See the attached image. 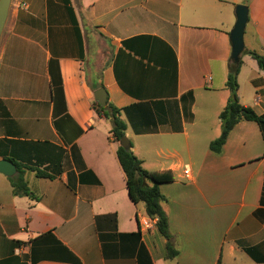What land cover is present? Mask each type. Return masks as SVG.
<instances>
[{
  "label": "crops",
  "instance_id": "crops-1",
  "mask_svg": "<svg viewBox=\"0 0 264 264\" xmlns=\"http://www.w3.org/2000/svg\"><path fill=\"white\" fill-rule=\"evenodd\" d=\"M239 5L238 97L264 116V72L245 54L264 56V0L12 1L0 160L54 178L22 169L31 198L0 173V264H264V125L241 121L210 150ZM101 88L143 168L171 178L160 185L170 241L129 196L112 122L95 110Z\"/></svg>",
  "mask_w": 264,
  "mask_h": 264
},
{
  "label": "trees",
  "instance_id": "trees-1",
  "mask_svg": "<svg viewBox=\"0 0 264 264\" xmlns=\"http://www.w3.org/2000/svg\"><path fill=\"white\" fill-rule=\"evenodd\" d=\"M245 54L255 59L259 68L264 72V56L255 52H245ZM241 65V61L239 63L232 62L229 67L226 87L231 95L227 106L219 117L221 121V135L210 144V150L218 155L222 153L223 146L230 132L241 121H251L261 126L264 125V116L257 115L252 108L243 106L239 101L238 75ZM94 106L100 117H105L112 122V137L116 142H119L125 136L127 129L125 122L121 118V111L113 105H110V111L105 110L96 102ZM117 156L126 176L127 188L131 200L134 204L143 203L145 205L147 216L152 220H156L158 231L163 237L170 241L171 234L169 232V222L162 206L165 197L161 193L160 185L165 181H170L171 178L162 177L145 170L142 161L135 156L131 148L126 149L119 147ZM17 167L19 174L9 178L15 196H29L35 198L24 180V171L22 169L35 172L38 178H54V176L33 167L23 166L18 163ZM167 249L169 257L178 255V252L173 249L170 243L167 245Z\"/></svg>",
  "mask_w": 264,
  "mask_h": 264
},
{
  "label": "water",
  "instance_id": "water-1",
  "mask_svg": "<svg viewBox=\"0 0 264 264\" xmlns=\"http://www.w3.org/2000/svg\"><path fill=\"white\" fill-rule=\"evenodd\" d=\"M13 0H0V38L2 36L10 7ZM249 21V10L247 6L239 5L236 8V24L230 33L231 42V61L239 63L245 51L244 34L247 23ZM95 101L105 110L110 111V107L107 103L108 93L105 89L101 88L94 94ZM119 146L130 149L131 144L129 139L124 136L119 141ZM17 166L9 160H0V173L11 178L17 175Z\"/></svg>",
  "mask_w": 264,
  "mask_h": 264
},
{
  "label": "built area",
  "instance_id": "built-area-1",
  "mask_svg": "<svg viewBox=\"0 0 264 264\" xmlns=\"http://www.w3.org/2000/svg\"><path fill=\"white\" fill-rule=\"evenodd\" d=\"M189 173V171H185V174H188Z\"/></svg>",
  "mask_w": 264,
  "mask_h": 264
}]
</instances>
